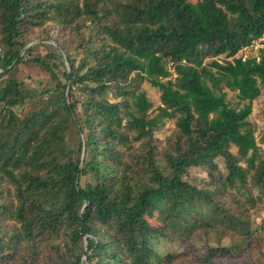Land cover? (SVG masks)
Wrapping results in <instances>:
<instances>
[{"label": "trees", "instance_id": "16d2710c", "mask_svg": "<svg viewBox=\"0 0 264 264\" xmlns=\"http://www.w3.org/2000/svg\"><path fill=\"white\" fill-rule=\"evenodd\" d=\"M261 93L264 0H0V264H264Z\"/></svg>", "mask_w": 264, "mask_h": 264}, {"label": "rangeland", "instance_id": "374dc122", "mask_svg": "<svg viewBox=\"0 0 264 264\" xmlns=\"http://www.w3.org/2000/svg\"><path fill=\"white\" fill-rule=\"evenodd\" d=\"M197 0H192V2H196ZM259 45L256 43L252 47H248L243 49L239 54H241L242 58H254L257 56V49ZM141 89L147 93L149 100L153 103L152 114L156 112L155 108L159 104V92L155 89H152L148 86V84L143 83L141 85ZM226 100L230 107L235 108L236 110L241 109L244 105L248 104V101H242L236 92L227 91ZM251 107V113L247 118L250 128L253 130L254 137L258 146L263 149L264 148V116L262 112L264 111V94L261 93L260 96L249 103ZM174 120H165V128L156 134L158 138L159 144H163V139L165 136L169 134V129L173 128ZM232 153L236 154L235 149H232ZM231 260L223 259L221 264H225L226 262L230 263ZM243 259H239L236 264L241 263ZM245 263V260L243 261Z\"/></svg>", "mask_w": 264, "mask_h": 264}, {"label": "water", "instance_id": "95a60500", "mask_svg": "<svg viewBox=\"0 0 264 264\" xmlns=\"http://www.w3.org/2000/svg\"><path fill=\"white\" fill-rule=\"evenodd\" d=\"M38 41H33L32 43L28 44L27 47H25V49L22 52H25L28 48H30L32 45H34L35 43H37ZM62 59L65 62V57L62 55ZM66 67L67 64L65 63ZM85 264H88L87 262V258L85 257Z\"/></svg>", "mask_w": 264, "mask_h": 264}, {"label": "built area", "instance_id": "2783aa9c", "mask_svg": "<svg viewBox=\"0 0 264 264\" xmlns=\"http://www.w3.org/2000/svg\"><path fill=\"white\" fill-rule=\"evenodd\" d=\"M244 59H246V58H242V60H244Z\"/></svg>", "mask_w": 264, "mask_h": 264}]
</instances>
